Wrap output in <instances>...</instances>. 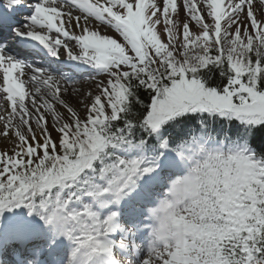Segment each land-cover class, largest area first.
I'll use <instances>...</instances> for the list:
<instances>
[{
	"label": "snow or ice",
	"instance_id": "obj_1",
	"mask_svg": "<svg viewBox=\"0 0 264 264\" xmlns=\"http://www.w3.org/2000/svg\"><path fill=\"white\" fill-rule=\"evenodd\" d=\"M0 264H264V0H0Z\"/></svg>",
	"mask_w": 264,
	"mask_h": 264
}]
</instances>
